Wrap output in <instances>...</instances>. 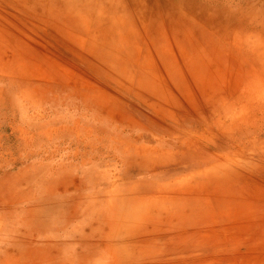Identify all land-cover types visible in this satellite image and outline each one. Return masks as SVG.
I'll return each mask as SVG.
<instances>
[{"label":"rangeland","instance_id":"obj_1","mask_svg":"<svg viewBox=\"0 0 264 264\" xmlns=\"http://www.w3.org/2000/svg\"><path fill=\"white\" fill-rule=\"evenodd\" d=\"M196 259L264 263V0H0V264Z\"/></svg>","mask_w":264,"mask_h":264},{"label":"bare ground","instance_id":"obj_2","mask_svg":"<svg viewBox=\"0 0 264 264\" xmlns=\"http://www.w3.org/2000/svg\"><path fill=\"white\" fill-rule=\"evenodd\" d=\"M80 25L81 27L84 26L82 23H80ZM122 210H128V212L123 216L120 214V211ZM194 211L195 210L179 203L171 204L170 202H164L163 206L159 207L150 201L141 202L131 199L126 203L124 208L119 209V211L112 215V218L109 221V234H122L125 230L135 232L136 234L145 231L147 227L160 228L162 226H167L169 223H174V221L179 222L184 220L188 214ZM56 216H58V211H52L49 214L42 213L38 216L37 221H39L42 225V229H45L46 227L44 224L46 223L47 219L51 217L54 221L57 218ZM145 222H150L151 224H146ZM144 228L145 230H142ZM196 260H192V264L200 262L199 260ZM176 263L178 262H164V264ZM257 263L264 264L262 261Z\"/></svg>","mask_w":264,"mask_h":264}]
</instances>
